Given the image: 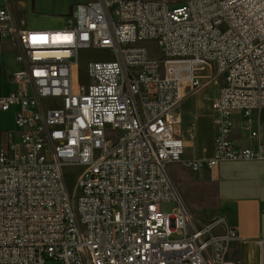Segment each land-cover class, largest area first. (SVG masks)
I'll use <instances>...</instances> for the list:
<instances>
[{
    "label": "built area",
    "instance_id": "2783aa9c",
    "mask_svg": "<svg viewBox=\"0 0 264 264\" xmlns=\"http://www.w3.org/2000/svg\"><path fill=\"white\" fill-rule=\"evenodd\" d=\"M179 4L78 3L54 31L22 29L0 8V44L11 42L21 65L11 74L16 90L0 96V111L17 108L20 133L0 150V264H238L228 255L236 231L216 232L221 218L199 221L168 166L196 172L264 159L262 145L230 144L228 120L264 108V0ZM94 48L112 58L90 63L83 83L78 54ZM199 66L218 86L210 98L215 152L185 162L179 111L185 89L204 85ZM68 165L84 167L73 194ZM167 202L177 204L172 213ZM258 245L264 264V239Z\"/></svg>",
    "mask_w": 264,
    "mask_h": 264
},
{
    "label": "crops",
    "instance_id": "0c3cea01",
    "mask_svg": "<svg viewBox=\"0 0 264 264\" xmlns=\"http://www.w3.org/2000/svg\"><path fill=\"white\" fill-rule=\"evenodd\" d=\"M79 1L81 3L93 2V0ZM2 7L11 11L20 28L31 31L63 29L67 25L73 8L67 1L60 9L62 15H58L56 9L48 8L42 0H0V8ZM20 68L21 65L16 61L14 45L8 41L2 42L0 44V96H7L16 90L17 86L11 80V74ZM197 73L201 74L202 70L198 69ZM205 82L207 81L203 79L201 83L205 84ZM206 88L205 91L208 89ZM216 91L218 92V88L210 90L213 93ZM203 92L204 90L198 88L192 93L190 87L184 91V96L187 98L179 111L181 124L178 126V135L183 139L185 148L187 145L196 146L199 119L204 114H211L214 118L212 101L210 100L211 104H209L203 100ZM192 95L195 96V102L188 104L187 101ZM185 106H187L185 110L187 115L191 117H186L191 123L187 125L186 131L182 125ZM16 111V107L0 111V150L2 146L14 145L20 140V133L15 125ZM228 120L231 123L229 142L235 149L264 146V108L254 109L249 114L243 111L233 112ZM191 128L194 130L193 137L189 136ZM253 133H256L255 138L252 136ZM202 151L206 157H199L197 149L193 157L185 159L183 158L184 149L182 159L185 162L210 159L214 155L215 144L211 150L204 147ZM170 165L168 171L179 193L178 179ZM191 173L200 174V183L205 188L208 203L205 208L194 207L184 194L181 196L179 193L189 211L204 223H210L217 218L223 219L220 233L228 229L236 231L237 238L231 243V247L234 245L241 253L243 264H261L258 240L264 239V159L221 161L214 168H203L196 172L191 171ZM229 259L235 261L230 256Z\"/></svg>",
    "mask_w": 264,
    "mask_h": 264
},
{
    "label": "rangeland",
    "instance_id": "374dc122",
    "mask_svg": "<svg viewBox=\"0 0 264 264\" xmlns=\"http://www.w3.org/2000/svg\"><path fill=\"white\" fill-rule=\"evenodd\" d=\"M44 2V5L48 8H54L57 10L56 14L62 15L60 12V9L62 6L67 3L69 5L74 6L75 4L81 3L79 0H42ZM96 1V0H93ZM171 3V7H176L180 5L179 3H183L186 0H168ZM67 15V14H66ZM148 49L151 51V54L154 56H158V53L155 48L154 43L147 44ZM79 62H80V79L83 83H87L89 81V76L87 72V67L90 63L96 62V61H108L112 58L111 50L107 49H83L79 51ZM172 66H175L178 68V70L183 71L185 69L184 63L181 62H172ZM173 68V67H172ZM198 69L202 70V73H197V76L200 78V80L203 79L207 82H205L204 86L199 88L201 90H204L203 92V100H206L209 104H211L210 98L217 95V91L215 93L210 92L211 89H216L218 86L214 85L212 82H208L211 76V70L205 66H199ZM183 85L186 87L188 85L187 79H183ZM208 89H207V88ZM205 88L207 91H205ZM197 89L190 88V92H194ZM187 96L184 98L182 107L184 106V102L186 100ZM195 102V96L192 95L189 97V101H187L188 104H192ZM47 105V102H44V106ZM186 107L184 109V115H183V129L186 131L187 125L191 124L190 120L187 119L191 118L186 113ZM199 125H198V137L195 141V145H187L185 148V154L183 158L187 159L189 157H193L198 149V156L199 157H206V155L203 153V148L206 147L207 149L211 150L212 146H214V132L216 131L214 118L211 114H204L199 119ZM108 130H110V127H108ZM198 145V148H197ZM209 155V154H208ZM207 155V156H208ZM173 172L176 174L179 184V193L182 196L185 195L186 199L189 201L192 206L197 208H205L207 206L208 200L207 196L205 195V188L200 183V174L191 173V169L187 166L182 165L181 163H171ZM64 176L65 181L67 184V188L71 194L74 193L76 188V179L77 177L84 171V167L79 166H73L68 165L64 168ZM177 207V204L175 202H167L163 205V211L166 213H172L173 210ZM207 213V211H206ZM205 213V214H206ZM222 226H219L216 229V232H221ZM173 238L177 239L179 236L174 235ZM232 244H230L229 249V256L231 259L235 260L238 264H243L242 262V255L237 250V248Z\"/></svg>",
    "mask_w": 264,
    "mask_h": 264
},
{
    "label": "bare ground",
    "instance_id": "6f19581e",
    "mask_svg": "<svg viewBox=\"0 0 264 264\" xmlns=\"http://www.w3.org/2000/svg\"><path fill=\"white\" fill-rule=\"evenodd\" d=\"M199 80H200V78H199ZM200 82H202V80H200Z\"/></svg>",
    "mask_w": 264,
    "mask_h": 264
}]
</instances>
